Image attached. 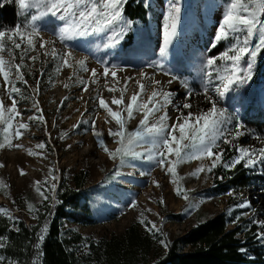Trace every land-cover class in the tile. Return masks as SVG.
<instances>
[{
	"label": "rangeland",
	"instance_id": "1",
	"mask_svg": "<svg viewBox=\"0 0 264 264\" xmlns=\"http://www.w3.org/2000/svg\"><path fill=\"white\" fill-rule=\"evenodd\" d=\"M148 9V22L143 24L136 20H129L123 13L122 20L116 25L118 30L124 23L129 22L130 27L126 31L120 44L107 47L108 37L114 29H99L97 32L80 37L72 41L61 43L54 35L55 28L49 23L50 18L39 21L41 35L45 41H55L47 44L45 49L39 48L40 41H36V50L29 56H37L36 61L25 59L21 71L25 75L27 85L16 81L22 89L23 98L17 97L18 109L22 113L24 123L29 124L28 130L23 132L22 138L13 139L14 144H20L21 148L5 147L0 149V208L7 209L12 217L22 216L28 222L33 221V215L28 209V204L35 209L45 200L38 192L37 187L50 198L53 193L47 191L54 183L56 188L65 183L70 187L75 185V175L82 171L88 173L86 187H89V201L93 214L97 218L94 225L69 224L68 227L83 237L79 245V251H88L90 241H98L104 236L122 235L132 224H137L142 234H150L154 249H164L160 241L166 237L174 238L182 236L188 227L203 222L224 209L233 208L234 200L237 208L243 211L240 215V223L246 227L256 225L257 233L264 232L257 222H264V184L262 182L252 184L243 189L238 195L210 196L206 192L199 191L210 186L212 172L206 169L211 165V160H192L178 166L176 183L174 177L161 169L155 161L148 159L150 138L139 142L134 146L141 157H128L122 164L119 159L113 160L103 151L93 135L92 122L95 121V130L102 133L105 145L110 151H115L119 145L116 139L108 135L109 129L115 130L117 125L111 117L99 107L97 96L102 97L113 111H121L134 93L140 91L138 81L146 85L143 100L147 101L153 90L162 89L173 93V105L166 107L169 116V125L175 122L176 117L189 111L199 114L210 108L206 97L203 95V82L198 70L207 56H215L221 53L227 42H222L217 48L208 51V46L213 39L218 25V19L222 16L224 0H175L180 7V20L177 35L170 46L169 55L165 61V71L175 75L172 80L170 75H165L158 68L150 65L159 60L158 50L162 44L163 18L168 7L174 0H141ZM17 6V5H16ZM124 6V5H123ZM20 16V24L24 17ZM57 26L62 22L55 21ZM128 34L134 36L133 44L123 49ZM255 43V41H254ZM24 45L22 44V49ZM55 47L63 51L66 47L73 52L70 61L73 68H62L57 72L59 60L51 56L45 57L44 52ZM19 51L16 50V59L7 51L3 53L4 59L10 63H19ZM86 61L88 71L79 69L76 62ZM247 59V58H246ZM219 63V62H218ZM117 66V79L111 75L103 76L104 67ZM97 72V83H92L91 70ZM15 70L10 79L15 80ZM141 73L145 75L142 77ZM72 77V79H69ZM130 77L125 86V78ZM39 80V92L34 93L36 81ZM80 80L87 84V91ZM117 80L119 81L117 83ZM188 81L192 88V96L187 101L192 104L191 109H179L176 104L184 102L185 88L182 81ZM159 81V85L155 84ZM69 87L65 88V84ZM0 77V99L5 105L10 106L4 86ZM108 87L115 86L118 91L109 92ZM264 88V52L258 55L251 80L244 86L235 89L220 100L210 87L208 95L217 101L218 107L227 109L231 116H238L243 125L244 136L233 141L237 147H246L259 150L264 148V136L258 134L252 126L243 121V114H255L257 110L264 112V101L260 99V92ZM121 91L124 92V105L112 104L113 98L119 99ZM33 100L38 101L39 108L45 123L29 121L28 117L39 115L33 107ZM251 101L253 105L251 106ZM151 107V105H149ZM163 113H156L150 118V123ZM127 118V113H123ZM143 112L135 113V118L127 121V131H135ZM20 121V118H17ZM236 121L227 126L225 136L231 139L230 133L235 130ZM2 128V126H0ZM11 136V131L8 133ZM4 133L0 130V142ZM44 143L45 148L39 149L37 144ZM220 149L233 148L218 141ZM31 149L34 155L28 154ZM205 167V171L193 176L195 169ZM257 173L264 175V163L255 167ZM23 170L24 175L20 174ZM56 176L52 181L49 172ZM48 181L46 184L45 181ZM40 182L37 185L36 182ZM183 191L180 195L176 189ZM187 195V199L184 195ZM48 198V199H49ZM135 202L136 206L132 207ZM248 202L250 208H240L239 204ZM231 203V204H230ZM183 215L179 220L174 215ZM143 219L150 228L156 225V232H150ZM264 243V240H262Z\"/></svg>",
	"mask_w": 264,
	"mask_h": 264
},
{
	"label": "snow or ice",
	"instance_id": "2",
	"mask_svg": "<svg viewBox=\"0 0 264 264\" xmlns=\"http://www.w3.org/2000/svg\"><path fill=\"white\" fill-rule=\"evenodd\" d=\"M13 2L17 5V14L23 16L24 21L14 28L0 31V77L3 78L5 92L11 100V105L7 106L0 99V126H2L0 130L4 133V142H0V149H4L6 146L9 148L23 147L20 144H14L13 139L22 138L23 132L21 130L29 129V124L22 122L23 116L18 109L17 97L23 98V92L17 86L16 81L27 85L28 82L21 68L24 66L25 59L36 61L39 58V53L37 56L28 55L36 50L37 40L40 41V49H45L47 44L55 43V41L43 40L39 21L50 18L49 23L55 28L54 35L61 43L91 35L101 28L105 30L114 29L108 37L107 47L120 44L130 27V23L126 22L118 30H115L116 25L122 20L123 5L126 0H0V7L5 3ZM180 12L181 9L174 0L163 18L162 44L158 50L159 60L150 65L158 68L165 75H170L169 83L177 77L165 71V61L168 58L170 46L177 35ZM55 21L62 22V26H57ZM222 42H227V47L218 55L207 56L198 70V75L201 76L203 82V95L210 104V108L206 111L199 114L189 111L187 115L180 112L175 122L169 125L167 123L169 116L165 109L167 106L173 105V93L162 89L153 90L147 101H144L142 97L146 85L139 81L137 83L140 91L134 93L126 105L123 101V91H121L119 99L113 98L112 104L124 105L121 111H113L102 97L97 96L99 107L117 125L115 130L109 129L108 135L117 138L116 143L119 147L115 151H110L104 143L102 133L95 130V121L92 122L93 135L110 159H119L123 164L128 157L143 156V153L135 151L134 146L145 141L146 138H150V147L147 150L148 159L155 161L161 169H165V165H167L166 172L174 177L172 181L174 184L176 183L175 177L177 176L178 166L192 160H203L204 158L211 160V165L206 169L208 172H211L217 166L231 170L240 164H243L245 168H254L257 164L264 163V148L256 150L242 146L237 147L233 144L234 140L244 136L243 125L239 122L238 116L229 115L227 109L218 107L217 101L208 95L211 87L216 96L223 100L228 93L246 85L251 80L254 63L258 55L264 52V0H224L222 16L218 19V25L208 46V51L217 48ZM22 44L24 45L23 49ZM16 50H20V62L15 64L7 62L3 53L7 51L15 60ZM44 55L60 61L57 72L61 71L62 68L74 67L70 62L73 58V52L67 47L63 51H58L55 47H52L50 51L46 50ZM76 65L80 70L88 71L85 60L77 61ZM13 69L15 70V80L10 79ZM109 74L113 80L117 79L116 65H113L112 68L104 67L103 76L107 78ZM141 75L143 77L145 74L141 73ZM96 77L97 72L92 69V83H97ZM69 79H72V77H69ZM130 79V77L125 78V86ZM39 83V80H37L36 87L33 89L34 93L39 92ZM80 83L84 85V91H87L85 81L80 80ZM159 83V81H155L156 85H159ZM182 85L185 88L184 102L174 105L178 111L181 108H192V104L187 102L192 96V88L186 80L182 81ZM64 86L65 88L69 87L67 83ZM105 87L109 92L119 90L115 86L108 87L107 84ZM33 107L40 114L29 116L28 120L45 123L38 101L33 100ZM141 111L143 112V119L140 120L137 129L131 132L127 131V121L134 119L135 113ZM125 112L127 118L123 116ZM156 113L163 114L159 115L155 122L150 123V118L155 117ZM18 117L20 121H17ZM233 120L236 121L235 130L230 133L231 139H229L225 136V132L227 126L231 125ZM10 131L11 136L8 135ZM218 141H222L225 145H231L235 149V154L230 161L225 162L224 152L220 149ZM36 147L44 149L45 144L40 143ZM27 151L29 155H34L31 149ZM0 167H3V165L0 164ZM203 171H205V167L201 165V167L194 170L192 175L198 176ZM20 174H25L22 169ZM49 176L52 181L57 179L51 170ZM36 183L37 185L40 184L39 181ZM45 183L47 184L48 181L46 180ZM0 187H3V185L0 184ZM55 187L56 185L53 183L47 190L53 193L52 199H55ZM36 190L44 199L49 198L39 187ZM182 191L178 186L176 189L177 194L180 195ZM184 198H188L186 194ZM135 206L136 204L133 202L132 207ZM238 207L250 208V204L243 202ZM28 209L34 211L33 205L28 204ZM0 214L8 216L10 220H15L14 217L9 215L7 209L0 208ZM140 223L145 224L146 229L155 234L157 230L155 224H152L149 228L143 219ZM254 223H258L260 227L264 228V222L254 221ZM16 230L19 231L18 228ZM47 230V225H45L39 231L35 245L37 258L32 261V264H40L39 257L43 255L40 246L45 239ZM256 235L259 239L264 240V232ZM4 239L0 238V248L4 247ZM160 242L164 247L168 246L166 241L162 240ZM241 251H244V249H241ZM0 264H5L3 256H0ZM7 264H11V262H7Z\"/></svg>",
	"mask_w": 264,
	"mask_h": 264
},
{
	"label": "trees",
	"instance_id": "3",
	"mask_svg": "<svg viewBox=\"0 0 264 264\" xmlns=\"http://www.w3.org/2000/svg\"><path fill=\"white\" fill-rule=\"evenodd\" d=\"M17 6L5 3L0 7V31H6L20 24ZM124 15L132 21L148 22V9L141 0H126ZM134 36L128 34L123 44L127 49L133 44ZM251 106L253 102L251 101ZM243 121L264 136V112L255 114L245 111ZM225 162L230 161L235 149H223ZM88 173L82 171L75 175V185L70 187L61 183L52 196L31 211L32 222L21 215L10 220L0 214V238L4 247L0 256L5 264H32L37 258V236L47 225L45 239L40 246L43 253L40 264H264V243L257 237L256 225L246 227L240 223L243 214L236 203L230 211L224 209L203 222L187 228L182 236L168 238L167 247L155 250L150 234H142L137 224L130 225L122 235L104 236L98 241H90L88 251L80 252L83 242L81 234L72 231L69 224L94 225L97 218L89 201L91 192L86 187ZM262 182L264 175L257 169L245 168L243 164L234 169L217 166L211 177L210 186L200 192L210 196L238 195L252 184ZM231 193V195H229ZM179 220L184 216L174 215ZM19 229V231L16 230ZM244 249V251H241Z\"/></svg>",
	"mask_w": 264,
	"mask_h": 264
},
{
	"label": "bare ground",
	"instance_id": "4",
	"mask_svg": "<svg viewBox=\"0 0 264 264\" xmlns=\"http://www.w3.org/2000/svg\"><path fill=\"white\" fill-rule=\"evenodd\" d=\"M260 99L264 101V88L260 92Z\"/></svg>",
	"mask_w": 264,
	"mask_h": 264
}]
</instances>
